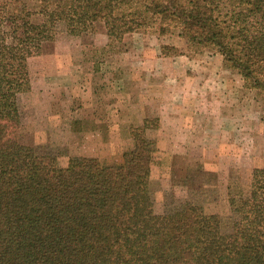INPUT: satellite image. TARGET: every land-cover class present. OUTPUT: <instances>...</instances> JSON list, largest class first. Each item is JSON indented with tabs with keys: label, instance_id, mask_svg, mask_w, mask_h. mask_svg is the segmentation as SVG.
Wrapping results in <instances>:
<instances>
[{
	"label": "trees",
	"instance_id": "trees-1",
	"mask_svg": "<svg viewBox=\"0 0 264 264\" xmlns=\"http://www.w3.org/2000/svg\"><path fill=\"white\" fill-rule=\"evenodd\" d=\"M25 2L0 0V264H264V166L230 195L224 230L219 213L192 202L155 211L149 119L121 163L78 155L64 165L19 136L29 57L60 22L74 35L99 21L111 37L178 31L190 50L220 52L264 100V0H38L42 22Z\"/></svg>",
	"mask_w": 264,
	"mask_h": 264
},
{
	"label": "rangeland",
	"instance_id": "rangeland-1",
	"mask_svg": "<svg viewBox=\"0 0 264 264\" xmlns=\"http://www.w3.org/2000/svg\"><path fill=\"white\" fill-rule=\"evenodd\" d=\"M25 3L34 12L33 20L42 22L38 0ZM74 46L82 52L74 54ZM143 57L168 58L169 64L173 57L181 60L175 68H170L166 60L158 63L155 69L160 80L166 72H173L186 82L185 75L193 74L194 67L200 73H219L228 84L233 79L232 86L224 85L221 93L216 88L223 102L233 91L232 106H217L223 108L217 117L224 124L155 127L154 119V127L147 129V135L155 141L151 172L155 211L163 213L192 202L204 206L207 212L219 213L223 229L228 230L232 221L230 195L247 191L253 169L264 166V100L256 89L245 85L237 70L220 65V52L209 48L194 52L178 31L161 34L150 28L111 37L99 21L95 29L74 35L63 22L58 23L54 39L45 41L41 52L29 57L31 87L19 98L20 139L39 150L56 153L64 165L78 155L95 156L103 163H121L124 153L134 147V128L143 124H74V91H87L88 80L91 92L102 89L107 99H113L119 91L117 79L133 80L141 68L134 60ZM188 57L194 59L193 65H185ZM74 74L78 80L75 83ZM103 82H109V86Z\"/></svg>",
	"mask_w": 264,
	"mask_h": 264
},
{
	"label": "crops",
	"instance_id": "crops-1",
	"mask_svg": "<svg viewBox=\"0 0 264 264\" xmlns=\"http://www.w3.org/2000/svg\"><path fill=\"white\" fill-rule=\"evenodd\" d=\"M78 51L82 52L79 46H74V54H78ZM167 59L136 58L134 61L140 65V72L134 74L133 80L119 77L117 79L119 91L114 93L113 99H107L106 91L101 93L102 89L91 92L88 85L90 82L86 80L87 91L81 92V88L79 92L74 91V124H120L122 121L126 124H145L148 119L151 123L155 119L156 124H172L174 127L177 124H222L221 118L217 115L223 113V108L217 106L223 103L232 106L233 91L227 95L229 100L223 102L216 88H220L221 93V89L223 90V86L228 84V80L225 77L222 78L219 73H200L196 67L193 74L185 75L186 82L180 80L173 72L164 73L165 75L162 76L164 79L160 80L155 69L158 63L166 60L167 64L171 65L170 68H175L176 62L181 61L173 57L169 64ZM188 59L190 60L185 65H193L194 59L192 57ZM220 65L228 68L224 59ZM166 75L169 76L166 77ZM74 76L75 83L78 80L75 74ZM117 80L114 79L115 82ZM232 81L233 79L230 78L228 84L230 87ZM82 84L84 85V81ZM104 84L106 87L109 86V82ZM234 95L237 96L238 93L234 92ZM237 116L236 113L235 117ZM235 117L234 121L238 120ZM232 122L233 119H230L229 124Z\"/></svg>",
	"mask_w": 264,
	"mask_h": 264
}]
</instances>
